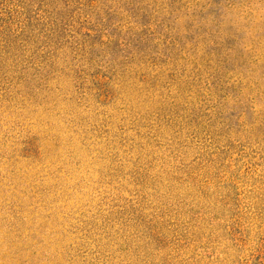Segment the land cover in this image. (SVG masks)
Instances as JSON below:
<instances>
[{
    "label": "rangeland",
    "instance_id": "rangeland-1",
    "mask_svg": "<svg viewBox=\"0 0 264 264\" xmlns=\"http://www.w3.org/2000/svg\"><path fill=\"white\" fill-rule=\"evenodd\" d=\"M0 264H264V0H0Z\"/></svg>",
    "mask_w": 264,
    "mask_h": 264
}]
</instances>
